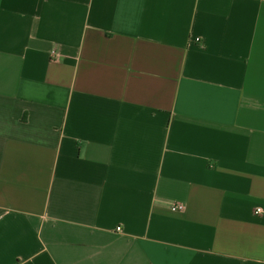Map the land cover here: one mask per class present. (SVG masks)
Returning <instances> with one entry per match:
<instances>
[{
  "label": "crops",
  "instance_id": "1",
  "mask_svg": "<svg viewBox=\"0 0 264 264\" xmlns=\"http://www.w3.org/2000/svg\"><path fill=\"white\" fill-rule=\"evenodd\" d=\"M0 264H264V0H0Z\"/></svg>",
  "mask_w": 264,
  "mask_h": 264
},
{
  "label": "built area",
  "instance_id": "2",
  "mask_svg": "<svg viewBox=\"0 0 264 264\" xmlns=\"http://www.w3.org/2000/svg\"><path fill=\"white\" fill-rule=\"evenodd\" d=\"M185 208H186L185 204L178 203V204H175V205H173V206L171 207V211H172V212H182V211L185 210ZM254 213H255L256 215H259V214L262 213V210H261L260 208H257V209H255ZM119 230H120V229L117 228V231H119Z\"/></svg>",
  "mask_w": 264,
  "mask_h": 264
}]
</instances>
